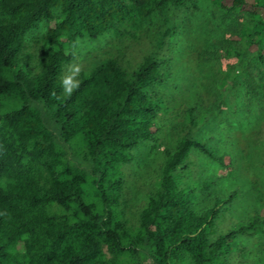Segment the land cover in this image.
Returning a JSON list of instances; mask_svg holds the SVG:
<instances>
[{"label": "trees", "instance_id": "obj_1", "mask_svg": "<svg viewBox=\"0 0 264 264\" xmlns=\"http://www.w3.org/2000/svg\"><path fill=\"white\" fill-rule=\"evenodd\" d=\"M229 2L237 13L246 4ZM250 5L240 33L244 49L260 56L264 0ZM194 7L196 0H0V264H229L237 234L258 229L264 236L257 215L212 236L235 192L196 209L195 193L207 184H178L191 149L224 165L193 137L192 107L188 126L164 149L155 191L132 223L122 216L116 172L152 137L158 103L150 91L168 77L160 57L143 54L130 69L108 58L80 72L68 90L59 82L72 59L66 43L135 27L154 13L175 25ZM45 19L51 25L27 44Z\"/></svg>", "mask_w": 264, "mask_h": 264}, {"label": "rangeland", "instance_id": "obj_2", "mask_svg": "<svg viewBox=\"0 0 264 264\" xmlns=\"http://www.w3.org/2000/svg\"><path fill=\"white\" fill-rule=\"evenodd\" d=\"M252 2L246 0L237 13L227 10L229 0H196L190 12H180L175 25L165 24L154 13L135 27H116L95 39L66 43L72 59L62 68L59 82L67 90L80 72L108 58L130 69L143 54L153 53L168 73L150 91L158 103L151 139L134 148L132 160L116 172L122 176L119 207L129 223L155 191L164 149H172L188 126L191 107L193 137L222 157L224 165L191 149L187 168L176 177L178 184L187 188L207 184L195 193L196 209L210 207L214 197L235 192L215 218L212 236L236 229L253 215L264 220V51L259 56L253 48L244 49L240 33ZM51 23L45 19L31 29L27 44ZM174 26L172 33L163 36L166 27ZM257 230L231 240L229 264H264V236Z\"/></svg>", "mask_w": 264, "mask_h": 264}]
</instances>
